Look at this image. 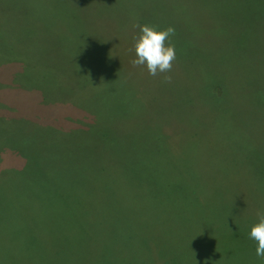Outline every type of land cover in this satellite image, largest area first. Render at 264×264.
<instances>
[{
  "label": "rangeland",
  "instance_id": "374dc122",
  "mask_svg": "<svg viewBox=\"0 0 264 264\" xmlns=\"http://www.w3.org/2000/svg\"><path fill=\"white\" fill-rule=\"evenodd\" d=\"M2 9L18 28L1 14L11 48L0 52V264H264L248 236L264 204L244 173L264 167V0H0ZM145 23L174 28L167 73L131 63ZM235 126L250 130L253 152L229 139ZM206 144H224L213 170L200 162ZM83 166L77 232L37 237L42 219L64 215L42 218V208H64L71 187L37 199L30 218L13 182L68 183L63 173ZM205 172L203 197H182Z\"/></svg>",
  "mask_w": 264,
  "mask_h": 264
},
{
  "label": "trees",
  "instance_id": "16d2710c",
  "mask_svg": "<svg viewBox=\"0 0 264 264\" xmlns=\"http://www.w3.org/2000/svg\"><path fill=\"white\" fill-rule=\"evenodd\" d=\"M1 14L4 15L2 20L5 23L6 27L18 28L15 20H13V18L16 15L12 16V14L7 9H2L0 12V16H1ZM10 24H12V26ZM0 46H1L0 52H4L8 48H9L8 51H10L11 47H9L7 42L3 41L1 34H0ZM11 50H15V49H11ZM2 55H5V54H2ZM1 58H5V57H1ZM29 70L32 71V70H34V68H29ZM164 96H165V93H164ZM212 96L214 97L215 94H212ZM184 111H185V108H184ZM177 114H178V112H177ZM220 116L224 120L222 123H224V122H225V124L229 123L226 115H220ZM240 128L237 126H235L234 128L231 127L230 132H232V133L229 134V139H231L232 142L234 140L237 147L241 148L243 151L248 150V152H253L250 148V144L252 143V139H250V137H249V136H251L250 130L248 128H242V129H240ZM191 130L196 131V126H194ZM184 132H186V129L184 130ZM231 140H228V142L226 143L227 146L230 145ZM232 142H231V148H234ZM256 142L260 145L262 152H264V135L260 136ZM145 143L147 144V141L145 140L144 135H143V139H142V142L140 145L143 146ZM194 143H198V142L196 141ZM205 143H208V142H205ZM175 145L179 146V142H175ZM208 145L209 144L204 145V148L206 149V151H204V152H206V154L203 153V155H202V161H204V162H202V161H200V162L203 166L208 165L210 167V170H213V167L216 168L218 165H220L221 161L223 160V158L221 157V154L224 151V144H219L218 146L212 147L211 149H214V151H211L209 149ZM70 152H71L70 150H67V153H65V155L67 157L71 156ZM211 152H213L214 154L211 155ZM152 153L158 154V150H153ZM76 154L78 155V153H76ZM158 159H161V158H158ZM61 161L63 162V160H61ZM174 162L176 164H178L176 160ZM86 164H88V162H86ZM182 165L184 166V171H186L185 165L184 164H182ZM91 167H93V165ZM81 169H83V170H80V171H82V173H80L79 171H78V173L77 172H69V173L64 172L63 173L64 176L69 177V182L65 181L68 183L62 182V180L64 178H60L59 175H56L59 178V180H58V178L55 176V174H52V175L51 174H43V176H41L42 178H40V180H38L39 184H37L36 183L37 181H35L32 178L25 180V179H22V177L18 178L16 180V182H13L14 185H16L14 187V193L16 196V200H14V203L17 201L16 202L17 205L21 204L23 199H25V201L23 203L27 204V206L29 208V212L28 211L22 212L20 214V216L21 217H29L30 216V218H34V216L37 214V212H36L37 206L35 205L37 199L42 198V197H47V198L52 199L53 197L51 198V195L54 196V194H58L61 186L66 184V186H64L62 188V192H66L68 186L71 187L69 190L68 200H67V203L65 204L64 208H61V205L59 204L58 200L56 201L57 204H55V206H53L52 208L49 207L47 204H46V206H44V208H42L43 214H44V216L42 218H45L46 216L51 215L53 210L54 209L56 210V208H58L60 211H64V213H63L64 215L61 216L60 220L53 221V222L47 221L46 219H42L43 223H45L47 225L48 230L40 229V231H42V232L38 233V234L36 233L37 237L41 234L46 236V235H51L53 233L57 237H59V238H57L58 241H62L69 234L77 232V228L80 227V226H77L79 212L83 213V209H82L83 206L80 205L79 201H77L76 196H75V195L78 196V192H79V184L77 182L78 181L77 175L80 174L81 176H84V174H85L83 172L84 166ZM88 169H90V167ZM206 171H208V170H206ZM205 173H206V175L204 174L201 181L199 180V182H198L197 178H191L190 181L194 182V184H192L188 187L187 192L182 197H186V199H189L190 201L191 200H197V199L203 197V196H200V192H201L200 190L202 188H204L205 186H202V185L200 186V185H198V183H205L206 178H208V176H211V173H209V174H207V172H205ZM244 173L248 174V176L250 177V179L252 181V189L262 199L258 203L264 204V188L260 187V185L264 187V167L248 168V171H245ZM73 179L76 180L75 183L71 182V181H73ZM24 182L29 183V186L24 185V186H22L23 189L21 190L19 185H21ZM30 185H36L39 187H30ZM208 194H210V193L208 192L207 195ZM211 197L223 199L224 195H223L221 187H212L211 188ZM77 198L79 200V197H77ZM262 211L264 212V208L262 209ZM36 221H37V219H36ZM32 222H33V220H32ZM12 223H13V221H12ZM37 223H38V221H37ZM13 225L14 226H13L12 232L18 233V231H17L18 225L16 224V222ZM39 227L42 228L40 225V222H39ZM33 231L34 232H31V233L35 234L36 230H33Z\"/></svg>",
  "mask_w": 264,
  "mask_h": 264
},
{
  "label": "clouds",
  "instance_id": "9594fccd",
  "mask_svg": "<svg viewBox=\"0 0 264 264\" xmlns=\"http://www.w3.org/2000/svg\"><path fill=\"white\" fill-rule=\"evenodd\" d=\"M139 34L134 38L135 58L133 65H141L151 76L167 73L175 60V48L171 43L174 28L171 26L157 28L151 24H139ZM165 41H168L166 44ZM166 80L170 77L165 76ZM258 220L251 225L248 232L250 239L256 242L255 254L264 259V213H258Z\"/></svg>",
  "mask_w": 264,
  "mask_h": 264
}]
</instances>
